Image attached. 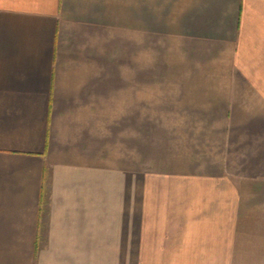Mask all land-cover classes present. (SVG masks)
<instances>
[{
  "label": "crops",
  "instance_id": "0c3cea01",
  "mask_svg": "<svg viewBox=\"0 0 264 264\" xmlns=\"http://www.w3.org/2000/svg\"><path fill=\"white\" fill-rule=\"evenodd\" d=\"M154 76L156 234H223L264 189V0H0V264H130Z\"/></svg>",
  "mask_w": 264,
  "mask_h": 264
},
{
  "label": "rangeland",
  "instance_id": "374dc122",
  "mask_svg": "<svg viewBox=\"0 0 264 264\" xmlns=\"http://www.w3.org/2000/svg\"><path fill=\"white\" fill-rule=\"evenodd\" d=\"M145 53L146 72L156 70V45H147ZM145 87L146 230H150L113 234V246L128 247L130 264H264V189L242 192L239 213L237 207L226 206L223 234H156L152 218L156 206V76L146 78Z\"/></svg>",
  "mask_w": 264,
  "mask_h": 264
}]
</instances>
